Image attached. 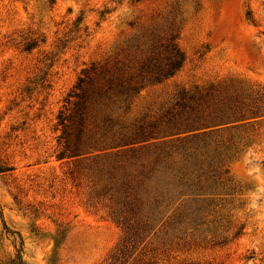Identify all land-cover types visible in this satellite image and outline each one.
<instances>
[{
  "label": "rangeland",
  "instance_id": "1",
  "mask_svg": "<svg viewBox=\"0 0 264 264\" xmlns=\"http://www.w3.org/2000/svg\"><path fill=\"white\" fill-rule=\"evenodd\" d=\"M0 264H264V0H0Z\"/></svg>",
  "mask_w": 264,
  "mask_h": 264
},
{
  "label": "trees",
  "instance_id": "2",
  "mask_svg": "<svg viewBox=\"0 0 264 264\" xmlns=\"http://www.w3.org/2000/svg\"><path fill=\"white\" fill-rule=\"evenodd\" d=\"M178 55L179 57L175 56L174 59L172 60L173 62L171 63L172 65L171 69H169L166 73L167 76H172L175 73V71L182 65L184 61L183 55L182 54H178ZM83 83H84V79H81L80 86H82ZM60 120H61V124H64L66 119L61 117ZM128 231H130L129 228ZM133 237L130 238L129 241L124 245V249L122 248V251L120 252V256H118V260L125 259L130 253L131 248H129V244L136 243L135 235H133Z\"/></svg>",
  "mask_w": 264,
  "mask_h": 264
}]
</instances>
